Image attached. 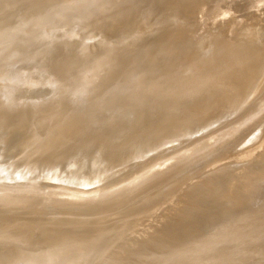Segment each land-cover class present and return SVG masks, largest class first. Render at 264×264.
<instances>
[{
  "label": "water",
  "instance_id": "95a60500",
  "mask_svg": "<svg viewBox=\"0 0 264 264\" xmlns=\"http://www.w3.org/2000/svg\"><path fill=\"white\" fill-rule=\"evenodd\" d=\"M0 264H264V0H0Z\"/></svg>",
  "mask_w": 264,
  "mask_h": 264
}]
</instances>
